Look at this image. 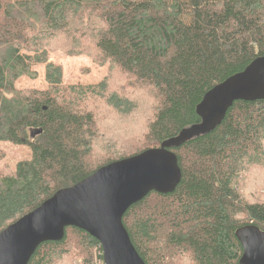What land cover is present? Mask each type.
Masks as SVG:
<instances>
[{
    "label": "trees",
    "instance_id": "trees-1",
    "mask_svg": "<svg viewBox=\"0 0 264 264\" xmlns=\"http://www.w3.org/2000/svg\"><path fill=\"white\" fill-rule=\"evenodd\" d=\"M36 28L76 34L72 49L81 40L94 43L130 86L116 94L105 79L95 87L64 85L61 67L39 52L46 44L26 48ZM262 55L264 0H0V141L31 153L0 172V231L99 167L198 126L204 94ZM38 62H46L48 87L16 89L14 81ZM94 97L121 114L146 97L145 126L135 132L129 121L119 143H106L88 108ZM263 141L264 99L237 100L213 130L170 148L181 169L176 188L150 192L122 217L145 264H239L236 228L264 231V201L247 200L239 186L242 173L264 159ZM101 142L103 156L95 150ZM66 249L78 264H91L96 251L102 260L99 242L69 226L61 240L41 243L27 264H57Z\"/></svg>",
    "mask_w": 264,
    "mask_h": 264
},
{
    "label": "water",
    "instance_id": "water-1",
    "mask_svg": "<svg viewBox=\"0 0 264 264\" xmlns=\"http://www.w3.org/2000/svg\"><path fill=\"white\" fill-rule=\"evenodd\" d=\"M264 99V55L208 90L197 106L201 123L136 155L109 162L79 182L58 189L32 211L0 231V264H27L37 247L79 228L96 239L103 264H145L131 243L122 217L134 203L154 191L172 192L181 169L171 147L211 131L237 100ZM41 132L36 129L31 136ZM242 252L239 264H264V231L254 224L234 231Z\"/></svg>",
    "mask_w": 264,
    "mask_h": 264
},
{
    "label": "rangeland",
    "instance_id": "rangeland-1",
    "mask_svg": "<svg viewBox=\"0 0 264 264\" xmlns=\"http://www.w3.org/2000/svg\"><path fill=\"white\" fill-rule=\"evenodd\" d=\"M50 35H52L51 32L47 35L45 32H40L38 28H36V31L28 32L27 36L31 45L26 48L35 49L36 46L33 45L35 41L46 44V48L43 50L40 48L39 52H43V56L47 60L46 62H52L61 67L62 83L64 85L95 87L105 79L108 92L111 91L116 94H122L121 90L130 86L128 77L110 60L104 58L95 49L94 43L81 40L79 47L72 49L70 40L74 39L77 36L76 34L74 35L71 32L70 35L66 32H60L55 36ZM28 49L21 48L20 52L34 56L36 52ZM46 62H38L31 65L28 75H22L14 81L15 88L45 90L48 87L45 78ZM87 102L88 108L94 112L96 122L102 131L98 128V137L106 143V140L119 143L123 138V132L127 130L123 129V127L129 121L133 123L129 129L138 132L145 126V123L142 121L145 118L144 114H146L148 107L151 105V102H147L146 97L143 99L139 98L134 112L121 114L119 110L109 106L106 100L102 98H89ZM103 144L104 142L98 143L97 148H95L97 153L102 156L107 151V148H104ZM116 146L118 145L116 144ZM262 147L264 148V141ZM30 154V149L27 146L0 141V172L5 169L13 170L18 161L28 159ZM242 178V181L239 183L242 195L252 202L264 201V159L258 162V164L255 163L253 166H250L245 173H242ZM92 255L94 256L93 249ZM95 256V258L92 257L91 264H99L98 251L95 252ZM75 261L76 259L74 254L72 256V251L66 249L60 261H57V264H78Z\"/></svg>",
    "mask_w": 264,
    "mask_h": 264
},
{
    "label": "built area",
    "instance_id": "built-area-1",
    "mask_svg": "<svg viewBox=\"0 0 264 264\" xmlns=\"http://www.w3.org/2000/svg\"><path fill=\"white\" fill-rule=\"evenodd\" d=\"M99 262V264H102V260L101 261H98Z\"/></svg>",
    "mask_w": 264,
    "mask_h": 264
},
{
    "label": "bare ground",
    "instance_id": "bare-ground-1",
    "mask_svg": "<svg viewBox=\"0 0 264 264\" xmlns=\"http://www.w3.org/2000/svg\"><path fill=\"white\" fill-rule=\"evenodd\" d=\"M214 128H215V127H214ZM214 128H213V129H214ZM213 129H212V130H213Z\"/></svg>",
    "mask_w": 264,
    "mask_h": 264
}]
</instances>
